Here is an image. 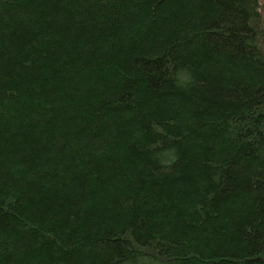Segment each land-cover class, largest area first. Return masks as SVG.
<instances>
[{
  "label": "trees",
  "instance_id": "1",
  "mask_svg": "<svg viewBox=\"0 0 264 264\" xmlns=\"http://www.w3.org/2000/svg\"><path fill=\"white\" fill-rule=\"evenodd\" d=\"M0 264H264L261 0H0Z\"/></svg>",
  "mask_w": 264,
  "mask_h": 264
},
{
  "label": "rangeland",
  "instance_id": "2",
  "mask_svg": "<svg viewBox=\"0 0 264 264\" xmlns=\"http://www.w3.org/2000/svg\"><path fill=\"white\" fill-rule=\"evenodd\" d=\"M261 4L263 6V11H264V0H261Z\"/></svg>",
  "mask_w": 264,
  "mask_h": 264
},
{
  "label": "snow or ice",
  "instance_id": "3",
  "mask_svg": "<svg viewBox=\"0 0 264 264\" xmlns=\"http://www.w3.org/2000/svg\"><path fill=\"white\" fill-rule=\"evenodd\" d=\"M180 75H183V73H180Z\"/></svg>",
  "mask_w": 264,
  "mask_h": 264
}]
</instances>
